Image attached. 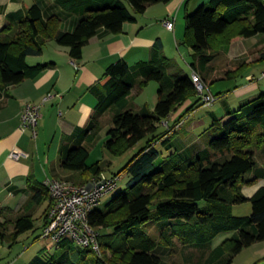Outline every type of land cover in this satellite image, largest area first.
I'll use <instances>...</instances> for the list:
<instances>
[{"label":"trees","instance_id":"trees-1","mask_svg":"<svg viewBox=\"0 0 264 264\" xmlns=\"http://www.w3.org/2000/svg\"><path fill=\"white\" fill-rule=\"evenodd\" d=\"M126 1L133 11L125 0H56L57 4L83 14L72 31L60 29L57 15L45 18L37 4L9 13L7 23L0 30V85L35 79L53 65L27 63L28 57L43 53L49 40L66 46L69 57L78 62L83 47L100 28L120 33L125 23L136 20L135 14L170 0ZM189 2L185 1V10ZM184 19L180 44L191 48L193 55L199 57L201 75L195 73L206 83L209 62L232 40L264 34V0H209L192 12L186 10ZM240 69L241 66H235L227 71L225 78L245 77ZM103 78V85L90 87L98 103L81 135L72 144L60 147V165L78 173L72 180L79 185L103 171L100 161L87 164L89 150L82 141L103 128L102 118L106 114L111 125L103 145L112 155H122L143 140L144 145L114 174L124 171L129 174L126 189L115 194L103 209L94 208L89 213L90 224L100 232L99 252L63 239L51 256H39L27 264H169L159 256V249H155L160 245L169 247L173 237L183 246L201 251L197 262L190 254L183 264H232L245 247L264 241V186L250 198L242 192L243 186L264 178V166L255 158V150L264 144V92L228 112L226 120L218 119L217 124L211 125L215 129L202 152L190 158L172 152L156 163L162 152L155 142H165L179 119L169 122L159 132L162 122L169 121L184 104L191 103L183 115L199 102L204 104L192 78L164 54L160 39L151 46L149 59L132 66L119 59L106 67ZM150 81L159 84L154 109L147 105L137 109L132 102L133 89L141 90ZM220 94L213 95L216 98ZM211 150L224 156L213 160ZM251 172L254 175L247 177ZM32 189L33 200L40 202L45 195L48 197L47 188L44 191L33 186ZM202 200L205 203L200 207L198 202ZM246 201L251 203L250 214H233V206ZM9 210L0 207L4 218L0 221V240L8 239L13 244L20 234L33 229L34 219L31 215L9 219L4 214ZM151 220L168 221V228L160 233L159 239L144 229ZM9 226L12 231L8 233ZM220 233L231 235L212 246Z\"/></svg>","mask_w":264,"mask_h":264},{"label":"crops","instance_id":"crops-1","mask_svg":"<svg viewBox=\"0 0 264 264\" xmlns=\"http://www.w3.org/2000/svg\"><path fill=\"white\" fill-rule=\"evenodd\" d=\"M185 1L170 0L167 3L153 4L144 13L135 14L136 20L125 23L122 32L117 34L100 28L83 47L82 57L78 62L69 57L66 46L49 40L44 46L43 53L30 59L28 57L27 62L33 63V65L54 63L53 65L35 79H27L17 85L5 87L0 85V207L10 208L9 212L4 213L9 219H15L21 215H31L34 219V227L28 231L38 228L42 230L47 221L46 211L50 201L46 195L40 202L33 200V186L41 187L45 191L44 180L47 177H64V179L78 177L77 172L66 170L60 165L59 150L63 144L70 145L79 138L83 128L93 115L98 99L90 91V87L95 84L103 85L105 82L103 74L108 65L123 59L132 66L140 60L149 59L151 46L156 39H160L164 54L175 60L184 74L191 77L192 73L196 71L201 75L199 57L193 55L191 48L186 47L185 52L186 56L191 57H189L190 59L188 56L184 58L180 52L191 69L190 74L184 71L178 61L176 50L183 46L180 42L185 28V19L180 20L179 17L183 13L182 18H184L186 10L192 12L209 0H190L186 10L184 8ZM32 4L40 6L45 18L57 15L60 18V29L63 31H72L83 15L79 11H73L57 4L56 0H0V30L7 23L9 13L21 11ZM129 9L133 11L131 8ZM165 18L174 20L173 30H168L165 27L163 24ZM263 59L264 34L235 38L227 48L218 53L209 62V70L205 75L209 91L214 95L217 94L211 90L213 83L228 86L233 81L237 82L240 78L229 80L225 77L227 71L233 70L238 65L241 66L240 70L246 74L242 78L243 83L235 86V92L232 93L234 100L228 99L227 96L220 98L222 96L220 95L216 97L212 105L207 107L206 114L198 115V117L195 115L204 110L205 108L202 109V107L205 105H201L199 102L193 110L185 115L183 114L191 103L182 105L169 119L170 124L179 119L175 129L165 137V139L167 138L165 142H155V146L162 152L163 157L175 152L185 158H190L205 150L208 147V142L207 140L200 142V137L196 135L198 128L210 126V131L213 132L215 126L211 125L217 124L218 119L226 120L227 113L235 110L236 104L240 106L247 100L256 97L257 91L260 90L259 85L255 81H249L247 76L255 77V72L250 69ZM260 69L263 70L264 66ZM158 87L159 84L157 89ZM138 90L137 87L133 89L136 91L135 94L139 92ZM48 93L52 97L42 105L41 118L36 128L37 137L34 139L30 130L24 132L19 130L21 112L26 102H41ZM219 93L222 94V92ZM218 101L220 107L216 106ZM145 103L142 101L135 105L137 109H140L146 105ZM165 127L161 124L159 132L163 131ZM107 128V125L103 126L97 134L82 141V145L89 150V156L94 144L104 143L106 140ZM179 130H183L182 134L178 133ZM141 142L136 146L141 148L144 145V142ZM16 149L22 154L18 159L11 158L9 156L11 151ZM51 151H54L53 154ZM210 152L213 160L221 159L224 156L223 154L217 155L218 152L212 150ZM258 154L261 156V161L258 160ZM255 158L260 166H264V151H261V148L255 150ZM92 163L94 162H88L87 159L88 165ZM100 174L106 177L114 175H108L104 170L97 175ZM253 175L254 172H251L247 174V177ZM261 186H264L263 177L252 185L243 186L242 192L250 198ZM3 220V216L0 215V221ZM4 242L8 243L6 240L2 241V243ZM39 256L49 257L40 254L29 262Z\"/></svg>","mask_w":264,"mask_h":264},{"label":"rangeland","instance_id":"rangeland-1","mask_svg":"<svg viewBox=\"0 0 264 264\" xmlns=\"http://www.w3.org/2000/svg\"><path fill=\"white\" fill-rule=\"evenodd\" d=\"M125 3L128 8H131L128 1L125 0ZM182 16H183V13H181L179 17L180 20L184 19L182 18ZM175 47L176 46L174 45V48ZM176 52H177L178 61L181 63V66L183 67L184 71L187 74H190L191 69L189 65H187L186 61L184 60V58L188 56V55L187 56L185 55L186 47L180 46L179 50L177 49ZM180 52L182 53L184 58L181 56ZM33 57L34 56H31L28 59L33 58ZM189 57L190 56H188V58ZM28 64L33 65V63H28ZM214 65H216L215 62H214ZM263 66H264V59L260 60L255 67L250 69L251 71L255 72L254 73L255 78L257 79L255 82L257 83V85H259V88H260V90L257 91V94L255 96H258L261 92H264V79H259L260 73L262 70L260 68ZM240 83H243L242 78L238 79L237 82L233 81V83H230L228 86L226 84L216 85L215 83H213L211 85V90L214 93L222 92V94H220L222 95L220 98H222L223 96H227L228 99L234 100L232 93L235 92L234 91L235 86L236 87L239 86ZM157 85L158 84L155 81H150L147 84V86L139 90L138 93L135 94L136 91H133L134 96L132 98V102L136 105L140 104V102L142 101L146 102L145 104L147 105V107L152 110L155 103L157 102V97H158L157 96V90H158ZM205 85L207 86V83H205ZM33 103H41V102H33ZM210 105L203 106L202 109L204 108L205 109L202 110L199 114H196L195 116L198 117V115L206 114V110L208 109L207 107H209ZM218 105L220 107L219 101L216 103V106ZM238 106L239 105L236 104L234 108H238ZM109 122H110V116L106 114L102 118L103 126L111 125ZM200 128L201 127H199L196 132V135L200 137V142H203L207 140L210 136H212L213 132L210 131V126L203 127L202 129ZM182 131L183 130H179L178 133L182 134ZM143 142H145V140H143L141 143ZM135 146L130 148L127 152H125L122 155L114 156L104 147L103 142H101L100 144H94L93 149H91V155L88 158V162L100 161L102 168L106 172V174L108 175L116 174L124 168V166L129 162V160L133 157V155L139 150V146L138 147L137 146L135 147ZM261 151H264V144L261 145ZM51 152L53 154L54 151H51ZM217 155L221 156L222 152H218ZM257 157H258V160L261 161L260 154H258ZM161 158H163L162 154L158 157V159L156 160V163ZM115 176L118 177L116 187L110 192L106 193L100 199V203L96 205L95 208L103 209L107 201H109L115 194L122 192L126 189L127 182L130 178L129 174L124 171L120 175H115ZM56 179H59V180H62L68 183H72L74 185H79V184L74 183L72 179H64V177H60ZM204 203L205 202L202 200L198 202V205L202 207ZM49 206H50V203H49ZM151 210H152L151 214H153L154 207H152ZM232 211H233V214L235 215H247L251 212V203L249 201H246L240 204H236L233 206ZM47 212H48V209L46 211V215H47ZM167 222L168 221H165V220H151V222L147 223L144 226V229L154 238L159 239L160 233L164 229L168 228ZM170 222L171 224L174 223L173 220H171ZM11 230H12L11 227H8L7 231H11ZM230 235L231 233L218 234L214 238L212 242V246L219 244L221 240H223L224 238ZM6 241L8 243H5V242L2 243V241L0 240V264H26L30 260H32L35 256H38L40 254H42L45 257L51 256L53 253L57 251L56 244L51 239L41 237L40 228L35 229L33 231H27L25 233H22L19 236L17 242L13 244L9 243L10 241L8 239H6ZM158 249H159V253L161 254V255L159 254V256L162 257V259L168 262L169 264H183L185 262L184 261L185 258L189 256L190 254L193 255L192 256L193 261L197 262L199 259V255H200L199 253L201 252L191 247L183 246V244H181L176 237H173L171 239V245L169 247L160 245V246H157L155 251ZM232 264H264V241H259L248 247H245L234 258Z\"/></svg>","mask_w":264,"mask_h":264},{"label":"built area","instance_id":"built-area-1","mask_svg":"<svg viewBox=\"0 0 264 264\" xmlns=\"http://www.w3.org/2000/svg\"><path fill=\"white\" fill-rule=\"evenodd\" d=\"M163 24L168 30H173L174 20L163 19ZM192 81L203 105H210L215 101V96L209 91L203 80L194 72ZM249 81H256L253 75L247 76ZM259 79H264V69ZM52 95L48 93L41 103L26 102L21 112L19 130H30L31 136L37 137V125L41 118V108L44 102ZM168 126L169 121L162 122ZM22 152L12 150L10 157L18 159ZM118 177H106L103 174L92 176L86 183L74 185L53 177H47L44 185L48 191L50 206L47 212V221L41 230V237L51 239L56 246L63 240L69 239L83 248H90L99 252L100 232L94 228L89 220V213L100 203V199L117 185Z\"/></svg>","mask_w":264,"mask_h":264}]
</instances>
